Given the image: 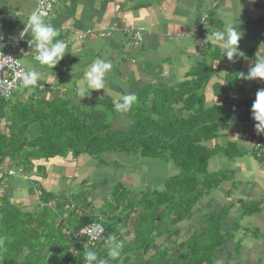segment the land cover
I'll list each match as a JSON object with an SVG mask.
<instances>
[{
  "label": "crops",
  "instance_id": "crops-1",
  "mask_svg": "<svg viewBox=\"0 0 264 264\" xmlns=\"http://www.w3.org/2000/svg\"><path fill=\"white\" fill-rule=\"evenodd\" d=\"M35 3L36 0H0V54L17 42L16 57L25 71L24 62L32 61L33 56L27 43L31 37L21 39L20 33L25 28L24 20L34 12ZM48 15L68 52L54 68L34 64L44 77L38 86L19 88L12 103L0 105L3 134L10 133V124L23 108L41 107L46 99L53 98L59 101L58 105L66 102L88 122L100 123L106 121L108 108L116 110L115 102H121L124 95L135 94L136 107L132 105L131 113L116 110L110 115L111 126L106 121L108 132L115 138L134 140L138 132L136 112L145 113V106L151 108L157 100L154 94L160 90L187 84L191 70L202 58L214 56L218 60L214 67L220 62L225 70L241 68L247 74L256 55H264V0H59ZM227 21H234V27L243 33L239 49L245 55L234 57L233 61L223 56L214 39H206ZM139 28L142 41L132 45L126 31ZM101 58L113 65L106 75V91L92 90L90 96L77 97L76 82L93 61ZM213 82L218 80L213 78L209 84ZM242 87L246 91L264 89V81L243 79ZM226 90L231 89L226 86ZM209 91L210 88L205 91L206 100L212 101ZM17 104L20 111L13 109ZM130 133L132 136H126ZM39 165L43 166V173L5 179L0 190L2 206L8 207L12 202L31 210L38 202L39 188H43L56 194L53 197L64 206L73 203L80 209L71 195L83 185V190L89 192L83 200V210L96 213L105 203H115L118 187L128 193L129 199L139 200L143 194L163 191L177 174L170 161L148 162L134 151L121 150H105L97 158L66 152L65 156ZM207 170L232 172L239 185L229 191L231 195L217 187L203 196L193 213L175 225L180 240L193 234L223 239L214 248V264H264V157L242 153L229 161L220 154L210 160ZM174 240L173 237L169 245ZM159 241L165 243L164 235Z\"/></svg>",
  "mask_w": 264,
  "mask_h": 264
},
{
  "label": "trees",
  "instance_id": "trees-1",
  "mask_svg": "<svg viewBox=\"0 0 264 264\" xmlns=\"http://www.w3.org/2000/svg\"><path fill=\"white\" fill-rule=\"evenodd\" d=\"M215 61L214 56L202 58L191 70L187 84L155 93L157 100L152 107L145 106V113L136 112L138 132L134 140L115 138L106 121L90 123L66 102L58 105L53 98L39 108H23L10 124V133L0 132V190L8 176L43 173L41 162L66 152L97 158L105 150L134 151L148 162L170 161L177 174L163 191L143 194L139 200L129 199L124 192L119 208L105 203L96 213L83 210L89 192L82 190L71 195L80 209L73 203L64 206L53 197L56 194L43 188H39L38 202L31 210L3 198L9 205L0 202V237L4 238L0 264H84V252L89 249L98 253V259H108V264H214V248L223 239L193 234L180 240L175 225L190 216L197 202L212 189L227 184L231 191L239 185L232 172L207 170L214 156L221 154L233 161L240 156L241 144L246 143L252 157H264V133L256 131L258 122L251 115L259 88L246 91L241 68L225 70L220 62L214 67ZM213 77L218 82L210 85ZM207 88L212 101L206 100ZM105 216L110 221L102 224ZM90 222L103 227L101 239L95 243L75 235ZM110 234L122 243L117 260L107 257L104 240ZM163 235L165 243H160ZM173 237L174 243L169 245Z\"/></svg>",
  "mask_w": 264,
  "mask_h": 264
},
{
  "label": "clouds",
  "instance_id": "clouds-1",
  "mask_svg": "<svg viewBox=\"0 0 264 264\" xmlns=\"http://www.w3.org/2000/svg\"><path fill=\"white\" fill-rule=\"evenodd\" d=\"M51 6L49 5V10ZM25 28L20 33L21 39L29 35L31 39L27 41L31 52L33 53L32 61H25L24 66L27 69L21 75L20 88L35 89L38 82L43 79L42 72L36 70L34 64L41 67L47 66L54 68L64 58L67 50V45L64 40L58 39L60 33L50 22L48 11L37 10L32 12L27 20H24ZM234 21H227L222 29H218L212 33L210 38L214 39L222 48L223 56H226L229 61H233L234 57L244 56L245 54L239 49V41L243 33L234 27ZM2 39V37H0ZM3 45L0 44V47ZM4 65L0 64V68ZM113 65L105 59H97L83 72L82 77L76 82L75 95L79 98L91 95L92 90L104 89L106 91V75L112 69ZM243 79L252 80L259 78L264 81V55H256L255 63L250 67L247 74L244 72L240 75ZM11 87V85H10ZM137 102L135 94H127L122 97L121 102H115L117 111L127 112L132 105ZM251 115L258 133H264V89H259L256 93V98L251 106ZM121 231H124L121 229ZM90 239H95L91 235L92 230L88 229ZM4 238L0 237V246H3ZM107 248V257L111 260H117L121 257L122 243L117 240V237L110 234L104 240ZM84 264H108V259L99 258L98 253L93 250L84 252Z\"/></svg>",
  "mask_w": 264,
  "mask_h": 264
},
{
  "label": "built area",
  "instance_id": "built-area-1",
  "mask_svg": "<svg viewBox=\"0 0 264 264\" xmlns=\"http://www.w3.org/2000/svg\"><path fill=\"white\" fill-rule=\"evenodd\" d=\"M58 1L59 0H36L34 11L45 10L50 14L52 8L58 3ZM49 5L51 6L50 10ZM126 32L128 33L130 44L138 45L142 41L141 28L135 29L133 32H131V29H128ZM79 38H81V36H79ZM18 47L19 45L17 42L9 44L5 51L0 54V64L4 65L3 68H0V99H8L14 91L20 88L21 75L25 72V69L20 65L18 58L16 57ZM262 154L264 155V150L262 151ZM12 173L11 170L8 171L9 175ZM88 229H91V235L96 237L94 240L90 239ZM102 234L103 227L96 222L87 223L75 231V235L82 236L84 240L91 243L99 241Z\"/></svg>",
  "mask_w": 264,
  "mask_h": 264
},
{
  "label": "rangeland",
  "instance_id": "rangeland-1",
  "mask_svg": "<svg viewBox=\"0 0 264 264\" xmlns=\"http://www.w3.org/2000/svg\"><path fill=\"white\" fill-rule=\"evenodd\" d=\"M142 29V28H141ZM216 47V46H215ZM224 71V70H223ZM214 78V80H216V77H213ZM20 91L18 90H16V91H14L13 93H12V95H11V97H9L8 99H1V100H3L4 101V103H2L1 101H0V105H2V104H7V102L8 103H12L14 100H13V95L15 96V94H17V93H19ZM12 106H13V104H11ZM136 106H135V104H134V106L132 107V108H135ZM13 109L15 110V111H20V106H19V104H17L16 106H14L13 107ZM91 110V109H90ZM133 110L132 109H130L128 112H132ZM115 112H117L116 110H113L112 108H108L107 109V115H106V121L107 122H109V124L111 123V119H110V115H112V113H115ZM137 115V114H136ZM123 118H126L125 116L123 117ZM110 126H111V124H110ZM126 136H128V137H130V136H132V133H130V134H128V135H126ZM125 141H128L127 139H125ZM108 143H111V142H109L108 141ZM241 146L242 147H239V149H238V152L240 153V155L242 154V153H244V154H246V153H248V151H249V149H251L250 148V146L248 145V144H246V143H242L241 144ZM108 151H110V150H108ZM224 163H227V161H225ZM238 177H240V174H238L237 175ZM81 187V190H83V185H81L80 186ZM219 188H222L224 191H225V193H227V195H231V193L229 192V190H228V188H226L224 185H220L219 186ZM145 190V189H144ZM84 191V190H83ZM124 192H125V190L124 189H122L121 188V190L120 189H118V188H116V190H115V202L116 203H114V204H111L110 203V206H113V205H115L116 204V206L118 207V205H117V203H120V201H119V198L121 197V196H124ZM73 196H76V195H73ZM78 198V197H77ZM76 198V199H77ZM76 199H74V200H76ZM199 203V201L197 202V204ZM124 203L123 204H121V206L122 207H124ZM197 206V205H196ZM119 208V207H118ZM120 209H123V208H121L120 207ZM107 210V209H106ZM119 212V211H118ZM117 212V213H118ZM121 212V211H120ZM200 213H201V211H199ZM121 214L122 213H120V215H118V216H121ZM108 216H105L103 219H102V224H104V223H106V222H108V221H110L109 219L110 218H107ZM213 222H218L217 220H213ZM213 226V225H212ZM211 226V227H212ZM197 235V234H196ZM233 237V236H232ZM240 239V238H239ZM206 240V239H205ZM153 247V245H151V248ZM176 255H178V253H176Z\"/></svg>",
  "mask_w": 264,
  "mask_h": 264
}]
</instances>
